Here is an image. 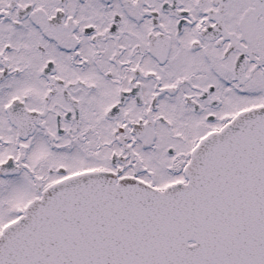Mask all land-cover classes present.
Segmentation results:
<instances>
[{
    "label": "snow or ice",
    "instance_id": "1",
    "mask_svg": "<svg viewBox=\"0 0 264 264\" xmlns=\"http://www.w3.org/2000/svg\"><path fill=\"white\" fill-rule=\"evenodd\" d=\"M0 264H264V0H0Z\"/></svg>",
    "mask_w": 264,
    "mask_h": 264
}]
</instances>
